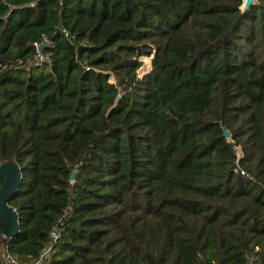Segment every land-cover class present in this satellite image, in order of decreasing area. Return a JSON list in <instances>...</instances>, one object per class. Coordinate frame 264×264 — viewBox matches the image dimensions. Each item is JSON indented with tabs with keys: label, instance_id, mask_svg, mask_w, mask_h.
Instances as JSON below:
<instances>
[{
	"label": "trees",
	"instance_id": "trees-1",
	"mask_svg": "<svg viewBox=\"0 0 264 264\" xmlns=\"http://www.w3.org/2000/svg\"><path fill=\"white\" fill-rule=\"evenodd\" d=\"M243 3L0 0V165L23 176L0 247L32 262L59 225L47 264H264V0Z\"/></svg>",
	"mask_w": 264,
	"mask_h": 264
},
{
	"label": "water",
	"instance_id": "water-1",
	"mask_svg": "<svg viewBox=\"0 0 264 264\" xmlns=\"http://www.w3.org/2000/svg\"><path fill=\"white\" fill-rule=\"evenodd\" d=\"M242 10L247 11L252 5L257 3V0H243ZM42 48L47 47V41L41 44ZM152 69V68H151ZM120 98V96H118ZM167 108L162 102L161 112L165 111ZM226 138H230V132L224 130ZM73 172L71 174V179L74 180ZM22 169L21 167L12 160L5 161L0 165V179L4 180L3 187L0 188V218L5 226L3 235L7 238H11L20 231L18 212L16 208L9 204V198L20 188L22 181Z\"/></svg>",
	"mask_w": 264,
	"mask_h": 264
},
{
	"label": "built area",
	"instance_id": "built-area-1",
	"mask_svg": "<svg viewBox=\"0 0 264 264\" xmlns=\"http://www.w3.org/2000/svg\"><path fill=\"white\" fill-rule=\"evenodd\" d=\"M44 41H47V46L53 47L54 45L53 42L50 39H48L46 35H44L43 41L41 43L35 42L34 45L36 46L37 51H36L34 58L32 59L31 64L33 66L41 67L43 64H47L50 62L48 54L44 51V48H42L41 46V44ZM151 68L149 69V71L151 70ZM50 235H51V238L47 243L48 246L46 250L42 252V254L37 259L33 260L32 262H27V263L20 262L19 259L9 251L8 246L2 245L0 247V257L3 263L4 264H47V259L50 256L51 250L53 249V246H54L53 244L56 242V240L60 236V226L59 225L55 226L52 229ZM6 238L7 237L3 235V239H6ZM248 264H255L254 259L251 258Z\"/></svg>",
	"mask_w": 264,
	"mask_h": 264
},
{
	"label": "rangeland",
	"instance_id": "rangeland-1",
	"mask_svg": "<svg viewBox=\"0 0 264 264\" xmlns=\"http://www.w3.org/2000/svg\"><path fill=\"white\" fill-rule=\"evenodd\" d=\"M143 60L144 65L141 67V69L138 71V76L142 77L145 73H147L149 71V69L152 67V63H151V57L148 56H142L141 57Z\"/></svg>",
	"mask_w": 264,
	"mask_h": 264
}]
</instances>
